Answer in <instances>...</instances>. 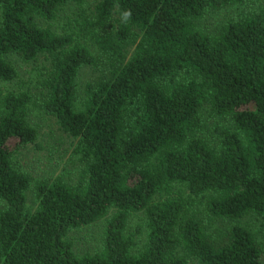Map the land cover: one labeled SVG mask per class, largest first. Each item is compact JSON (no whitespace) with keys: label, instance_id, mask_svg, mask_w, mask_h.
Masks as SVG:
<instances>
[{"label":"trees","instance_id":"obj_1","mask_svg":"<svg viewBox=\"0 0 264 264\" xmlns=\"http://www.w3.org/2000/svg\"><path fill=\"white\" fill-rule=\"evenodd\" d=\"M244 1L0 0V264H264V6L200 26ZM36 98L69 140L52 177L14 158Z\"/></svg>","mask_w":264,"mask_h":264},{"label":"rangeland","instance_id":"obj_2","mask_svg":"<svg viewBox=\"0 0 264 264\" xmlns=\"http://www.w3.org/2000/svg\"><path fill=\"white\" fill-rule=\"evenodd\" d=\"M264 6L257 0H246L240 5L226 7L225 9L208 12L201 20L200 26L206 31H214L219 23L227 18L233 17L238 11H246L253 9L257 6ZM12 63L17 66L20 77L7 84L6 87L19 90L29 88L32 92L36 91V85L33 81L29 80L28 71L30 67L12 59ZM92 73L89 67H82L78 73V85L82 86L84 82L92 78ZM37 93L34 94V97ZM39 99L36 98L34 105L28 115V119L32 125L37 129V147L31 144L22 146L14 158L17 165L33 178H41L47 176H56L61 173L67 165L69 140L62 136L56 128L53 119L44 114L38 107ZM210 135V134H209ZM208 136V135H207ZM33 198L28 196L27 203H31ZM101 232V221L94 224L84 226L79 229L71 231L68 236L72 243V247L76 253L90 252L94 250L99 243ZM189 264H195L189 262Z\"/></svg>","mask_w":264,"mask_h":264},{"label":"clouds","instance_id":"obj_3","mask_svg":"<svg viewBox=\"0 0 264 264\" xmlns=\"http://www.w3.org/2000/svg\"><path fill=\"white\" fill-rule=\"evenodd\" d=\"M131 17H132V11L131 9H125L123 12H122V22H125L127 23L128 21L131 20Z\"/></svg>","mask_w":264,"mask_h":264}]
</instances>
